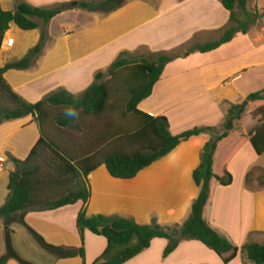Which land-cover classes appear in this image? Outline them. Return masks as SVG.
Listing matches in <instances>:
<instances>
[{
  "label": "crops",
  "instance_id": "crops-1",
  "mask_svg": "<svg viewBox=\"0 0 264 264\" xmlns=\"http://www.w3.org/2000/svg\"><path fill=\"white\" fill-rule=\"evenodd\" d=\"M78 1L0 0V8L14 11L25 2L35 8L52 9ZM248 2L250 10L257 8L254 0ZM229 21L230 13L222 0H125L121 9L109 14L68 11L48 25L46 45L31 66L23 71H8L4 77L12 89L30 103H37L61 88L80 95L93 84L97 73L108 71L121 51L176 53L193 44L218 40ZM41 35V28L23 31L12 26L0 49V67L26 57L39 44ZM261 56L264 59L263 22L247 35L238 34L232 42L215 51L196 53L168 64L152 95L139 105V109L154 117H166L173 135L188 130L172 131V118L177 116L195 118L193 127H207L203 120L212 109L222 107L223 115H227L225 102H230L229 96L233 93H239L244 80L247 82L259 72L264 76ZM40 137V129L32 116L0 127V207L6 202L9 176L15 170L9 158L24 161ZM205 143V137L193 138L130 180L115 179L105 166H100L88 177L91 197L86 207L87 215L130 218L140 225H150L153 219L163 227L183 225L200 193L193 172L200 164ZM234 182L235 179L231 186L222 187L212 180L204 218L239 249L246 243L263 244L264 187L249 189L245 178L239 194L223 195L224 191L232 190ZM83 207L84 204L78 202L54 211L26 214L21 217L23 223L10 225L12 246L15 248L17 243L26 242L22 229L38 244L32 231L55 247L80 248L77 218ZM7 238L4 221L0 218V262ZM84 240L85 264H94L107 249L108 242L90 231L85 232ZM167 245V240L155 239L149 249L126 264H224L215 252L200 242L184 241L164 258ZM53 256V264H83L79 257L59 259ZM6 264L19 263L8 260ZM232 264L252 263L239 252Z\"/></svg>",
  "mask_w": 264,
  "mask_h": 264
},
{
  "label": "trees",
  "instance_id": "trees-1",
  "mask_svg": "<svg viewBox=\"0 0 264 264\" xmlns=\"http://www.w3.org/2000/svg\"><path fill=\"white\" fill-rule=\"evenodd\" d=\"M125 0H79L77 4H61L56 8H35L25 2L14 11L0 8V49L5 34L17 26L23 31L42 29L41 40L23 59L0 67V127L10 121L32 116L40 129L41 137L29 156L20 161L10 157L15 170L10 173L8 197L0 207V218L5 223L10 244L12 222H21V217L33 212L54 211L60 208L84 204L77 218V229L82 245L78 249H63L48 244L32 231L41 246L59 259L81 258L86 260L84 234L104 237L108 246L94 264H126L138 257L155 239H165L168 245L163 253L168 258L184 241H197L215 252L224 264H232L238 253L252 264H264V243H246L241 249L213 229L204 218V210L211 196V182L216 180L220 186L229 187L234 177L226 169L215 173L214 161L221 142L230 137L235 122L242 119L248 105L263 103L264 88L250 94L242 104L231 105L221 127H196L179 135L170 131L169 120L164 116H151L139 109V105L153 93L154 87L162 77L166 66L177 59L196 53H209L228 44L238 34L247 35L255 26L262 24L264 12L257 8L250 10L248 0H222L230 13V21L222 36L205 44H194L184 53H149L150 59L140 61L130 58L131 53L121 51L106 73L95 76L93 84L80 95H74L61 88L44 97L37 103H30L18 95L5 79L8 71L27 70L33 60L43 51L48 40V25L55 18L68 11L84 10L109 14L121 9ZM42 22V25L39 23ZM125 73L119 87L112 89L108 83L100 82L104 74L116 80ZM118 80V79H117ZM125 92L128 96L126 114L135 118L132 129L117 127L112 119H105L115 94ZM67 108L75 109L77 115L66 114ZM51 109L59 111L55 120ZM80 114L92 119L98 118L99 125L81 129L88 138L87 144L77 146L68 143H54L47 137V128L52 120L59 129H72L79 124ZM253 117H260V125L249 140L258 156L264 155V106L258 108ZM104 118V119H100ZM96 123V122H94ZM91 133V134H89ZM205 137L206 143L201 151L200 164L193 172V180L200 193L194 201L188 220L181 226L163 227L156 219L150 225H140L134 219L119 216L95 215L89 217L86 207L91 197L88 177L100 166H105L115 179L130 180L142 171L170 155L183 143L193 138ZM248 140L242 139V142ZM64 146V147H63ZM264 186V177L260 183ZM19 264H31L17 258ZM7 257L0 264H6Z\"/></svg>",
  "mask_w": 264,
  "mask_h": 264
},
{
  "label": "rangeland",
  "instance_id": "rangeland-1",
  "mask_svg": "<svg viewBox=\"0 0 264 264\" xmlns=\"http://www.w3.org/2000/svg\"><path fill=\"white\" fill-rule=\"evenodd\" d=\"M256 2L257 9L260 13L264 12V0H254ZM42 25V22L39 21ZM264 25V20H263ZM260 26V25H259ZM41 29H43L41 27ZM194 45V44H193ZM191 47V46H190ZM188 48H185L176 53H184ZM131 59L140 61L141 59H150V55L146 50H140L135 54H131ZM264 60L263 57H260V61ZM125 73H122L120 77L116 80L112 81L111 76L108 74V77L104 79L103 83H108V85L115 89L120 86L123 78L125 77ZM101 82V81H100ZM241 90L239 93H233L229 96L230 102L226 101L225 106L227 110L231 105L242 104L245 99H242L249 94L261 91L264 88V76L262 72L254 75L247 82L244 80L243 85L241 84ZM236 92V91H235ZM128 96L125 92H120L115 94L112 100L114 109H110L108 113L105 115V119H112V123L117 127L124 129H132L135 125V118L133 116H129L126 114L125 104L127 102ZM248 109L241 120L235 122L234 130L232 131L229 138L220 143L219 151H217L214 161V171L215 173L223 172V169H226L233 175L235 182L233 188L230 192L224 191L222 194L227 195H237L239 191L244 188L245 178L247 182V187L249 189L255 190L256 188L261 189L262 186L261 180L264 177V155L258 156L255 153V150L251 147L248 141L251 139V136L254 134L256 128L260 125V117H253V113L260 107L264 106L263 103H256L248 105ZM52 117L55 120V117L58 116L59 111L56 109H51ZM79 124L72 129L61 130L57 127L55 121L52 120L49 128H47V137L51 139L54 143L60 145V143H68L72 146H77L78 144H87L88 138L90 137L84 134V132H80L83 128L84 131H87L86 127H90L91 125H99V119H92L90 117H86L83 114H80ZM225 115H223L222 107H218L212 109L207 118L203 120L205 126L207 127H221L224 120ZM104 119V118H100ZM202 121V119H196ZM195 118H186L184 116H177V118H172V131L179 132L180 130L185 129H193ZM96 122V123H94ZM192 126V127H191ZM197 126V125H195ZM91 134V133H89ZM242 139L248 140L247 142H242ZM64 147V146H63ZM2 159H0V163ZM8 174V171H6ZM219 185L218 183L216 184ZM5 224V223H4ZM25 233V237H23L26 242L23 244H18L14 248L11 244L7 243L3 245V249L1 254L3 257H7L8 260H15L17 258H21L31 264H53L54 256L53 254L44 250L40 244L37 242H33L32 238H30L29 234L26 230H22ZM20 236L17 237V239ZM30 240L28 242L27 240ZM2 257V258H3Z\"/></svg>",
  "mask_w": 264,
  "mask_h": 264
},
{
  "label": "clouds",
  "instance_id": "clouds-1",
  "mask_svg": "<svg viewBox=\"0 0 264 264\" xmlns=\"http://www.w3.org/2000/svg\"><path fill=\"white\" fill-rule=\"evenodd\" d=\"M65 111H66V114L69 115V116L77 115L75 109H73V108H67Z\"/></svg>",
  "mask_w": 264,
  "mask_h": 264
},
{
  "label": "water",
  "instance_id": "water-1",
  "mask_svg": "<svg viewBox=\"0 0 264 264\" xmlns=\"http://www.w3.org/2000/svg\"><path fill=\"white\" fill-rule=\"evenodd\" d=\"M74 4L76 5L77 3H74ZM107 77H108V74H104V76L101 79V82L103 83L104 79L107 78Z\"/></svg>",
  "mask_w": 264,
  "mask_h": 264
}]
</instances>
